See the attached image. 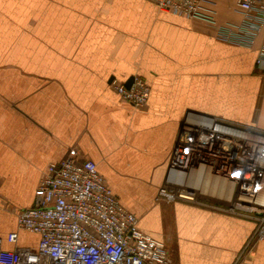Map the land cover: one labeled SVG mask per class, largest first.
<instances>
[{"label":"crops","instance_id":"0c3cea01","mask_svg":"<svg viewBox=\"0 0 264 264\" xmlns=\"http://www.w3.org/2000/svg\"><path fill=\"white\" fill-rule=\"evenodd\" d=\"M203 9L213 23L149 0H0L2 250L36 249L38 235L20 228L17 214L32 206L48 165L75 149L138 228L165 243L170 264L236 260L251 221L212 198L158 197L187 112L264 130V66H255L263 35L252 48L223 42L219 29L242 22L236 0H208ZM134 77L149 87L142 108L111 86ZM252 250L251 264H264V242Z\"/></svg>","mask_w":264,"mask_h":264},{"label":"built area","instance_id":"2783aa9c","mask_svg":"<svg viewBox=\"0 0 264 264\" xmlns=\"http://www.w3.org/2000/svg\"><path fill=\"white\" fill-rule=\"evenodd\" d=\"M159 9L213 23L203 9L208 0H149ZM242 15L237 26L219 29L218 38L252 48L260 34L255 66H264V0H236ZM116 94L135 108L146 105L149 87L134 77L127 88L111 82ZM231 187L226 197L202 194L204 177ZM221 182V183H222ZM224 184V185H225ZM160 199L198 203L223 201L226 212L255 220L254 235L264 242V130L216 117L187 112L177 134ZM17 224L38 235L35 250L1 249L0 264H170L165 243L142 232L90 160H77L71 149L49 164L34 194L33 204L17 214ZM17 234L7 236L9 243Z\"/></svg>","mask_w":264,"mask_h":264},{"label":"rangeland","instance_id":"374dc122","mask_svg":"<svg viewBox=\"0 0 264 264\" xmlns=\"http://www.w3.org/2000/svg\"><path fill=\"white\" fill-rule=\"evenodd\" d=\"M229 216L237 217V218H240L243 220H248V221H251L253 224V230H252L250 237L248 236V238H247L245 249L240 252V254L237 256L236 260L232 263V264H239V261L243 260L244 257H246L247 258L246 264H249V263L251 264L253 259H254V257L252 258V256H251L253 253V250H252L253 246L255 245V243L259 242L254 235L255 220L252 217L243 216L242 214H229Z\"/></svg>","mask_w":264,"mask_h":264},{"label":"bare ground","instance_id":"6f19581e","mask_svg":"<svg viewBox=\"0 0 264 264\" xmlns=\"http://www.w3.org/2000/svg\"><path fill=\"white\" fill-rule=\"evenodd\" d=\"M212 181H215V182H212ZM218 182V180H213V179H210V178H208V176L207 177H204V179H203V181H202V184H201V186H200V190L202 191V194H204V192L206 191L207 193H205L206 195H208L209 197H210V195L211 196H217L216 195V192L218 193V195L220 196L221 195V193H219L218 191L219 190H222L221 188L219 189V183H217ZM222 182V181H221ZM220 182V183H221ZM224 187H225V191L227 192V194H228V192L230 193L231 192V187L229 186V187H227L226 186V184L224 183V182H222L221 183ZM225 184V185H224ZM209 187H210V190H209ZM218 196V197H219ZM264 203V202H263Z\"/></svg>","mask_w":264,"mask_h":264},{"label":"water","instance_id":"95a60500","mask_svg":"<svg viewBox=\"0 0 264 264\" xmlns=\"http://www.w3.org/2000/svg\"><path fill=\"white\" fill-rule=\"evenodd\" d=\"M133 78H130L124 85L129 88L130 85L132 84Z\"/></svg>","mask_w":264,"mask_h":264}]
</instances>
